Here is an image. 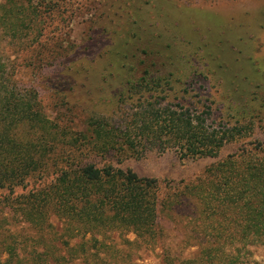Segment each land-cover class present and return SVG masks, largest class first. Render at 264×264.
<instances>
[{
	"label": "rangeland",
	"instance_id": "1",
	"mask_svg": "<svg viewBox=\"0 0 264 264\" xmlns=\"http://www.w3.org/2000/svg\"><path fill=\"white\" fill-rule=\"evenodd\" d=\"M20 2L34 25L21 37L23 41H1L0 53L9 60L14 80L37 88L46 114L60 128L89 137L92 114L113 107L109 100L115 99L117 72L131 61L123 55L139 47L133 61L138 65L147 61L158 69L181 70L173 81L170 101L202 109L211 105L217 122L239 121L247 124V133L216 157L194 159L182 158L174 149H153L137 157L128 151L98 153L87 145L56 141L47 166L35 171L24 186L15 187L10 197L50 185L66 164L131 168L140 177L160 182L163 236L140 253L133 247L130 263L160 264L162 246L171 260L202 263V249L212 245L202 231L218 223L229 225L233 216L222 215L219 209L215 215H204L202 195L185 186L198 184L208 167L248 143L264 146V0ZM70 136L75 135L70 134L69 140ZM9 195L10 188H0V240L16 236L30 249L31 229L20 211L3 202ZM128 237L133 240L134 235ZM225 249H237L242 258L264 264V243L235 241Z\"/></svg>",
	"mask_w": 264,
	"mask_h": 264
},
{
	"label": "trees",
	"instance_id": "2",
	"mask_svg": "<svg viewBox=\"0 0 264 264\" xmlns=\"http://www.w3.org/2000/svg\"><path fill=\"white\" fill-rule=\"evenodd\" d=\"M26 9L20 0L0 4V42L23 41L34 25ZM138 48L123 55L131 61L117 72L115 99L109 100L113 107L92 114L89 137L51 120L37 88L14 80L9 60L0 53V188H10L3 202L20 211L31 229L30 249L16 236L0 240V264H131L133 247L140 253L162 239L160 182L131 168L66 164L50 185L10 197L15 187L47 166L56 141L137 157L153 149H174L182 158L194 159L216 157L246 135L247 124L217 122L211 105L202 109L170 101L181 70L158 69L147 61L138 65L133 62ZM70 134L75 136L69 140ZM249 144L208 167L198 184L185 186L202 195L204 215L219 209L233 216L229 225L218 223L202 231L212 242L202 249V263L171 260L162 246L160 264H260L242 258L237 249H225L235 241L264 243V154L259 153L264 146Z\"/></svg>",
	"mask_w": 264,
	"mask_h": 264
}]
</instances>
